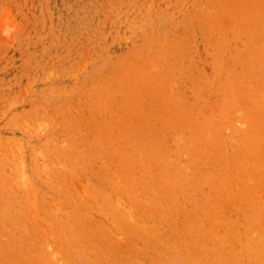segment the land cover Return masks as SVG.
<instances>
[{"label": "rangeland", "instance_id": "374dc122", "mask_svg": "<svg viewBox=\"0 0 264 264\" xmlns=\"http://www.w3.org/2000/svg\"><path fill=\"white\" fill-rule=\"evenodd\" d=\"M0 264H264V0H0Z\"/></svg>", "mask_w": 264, "mask_h": 264}]
</instances>
